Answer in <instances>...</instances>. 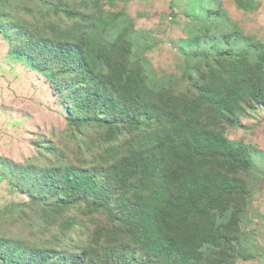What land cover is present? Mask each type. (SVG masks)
<instances>
[{
  "label": "trees",
  "instance_id": "16d2710c",
  "mask_svg": "<svg viewBox=\"0 0 264 264\" xmlns=\"http://www.w3.org/2000/svg\"><path fill=\"white\" fill-rule=\"evenodd\" d=\"M100 1L45 0L58 21L50 26L0 12L8 55L45 72L67 125L102 130L80 145L97 148L89 159L49 145L38 166L0 159V177L42 207L45 223L62 216V233L82 222L79 214L107 221L73 253L53 241L0 235V264H233L244 257L240 224L254 166L247 148L224 132L264 107V45L228 39L218 4L200 0L191 17L209 31L190 37L200 53L191 71L184 67L185 89L155 90L129 58L125 17H116L120 28L102 51L85 53L86 31L109 28L96 15Z\"/></svg>",
  "mask_w": 264,
  "mask_h": 264
},
{
  "label": "rangeland",
  "instance_id": "374dc122",
  "mask_svg": "<svg viewBox=\"0 0 264 264\" xmlns=\"http://www.w3.org/2000/svg\"><path fill=\"white\" fill-rule=\"evenodd\" d=\"M44 1L0 0V12L10 14L11 20L18 19L27 26H50L57 20L51 11L46 10L48 7ZM65 1L48 0L50 3ZM211 1H205L204 7H208L207 2ZM214 3L218 4L230 24L224 27L228 39L236 40L240 47L254 43L264 45V0H214ZM197 4L200 5L201 1L101 0L96 15L99 14L109 28L97 33L91 29L86 31L90 43L85 53L93 56L102 51L105 42L112 41L120 28L121 22H116V17L123 16L130 31L127 34L131 50L129 58L143 69L145 80L155 90L165 91L169 86L184 90L187 83L183 76L184 67L191 71L193 55L196 51L200 53L190 45V37L198 34L200 29L209 31L204 20L193 21L191 17ZM209 33L214 32L211 30ZM116 40L118 43L119 39ZM3 41L4 45L0 44L2 52L4 47L9 48ZM0 107L1 161L38 166L48 156L46 149L49 145L58 150L66 149L70 158L89 159L97 152V148L88 151L80 145L87 146L85 137H95L102 130L94 126L82 128L79 133L73 130L67 125L65 106L54 93L45 72L43 74L4 53H0ZM16 115L25 119L17 121L14 119ZM224 137L234 146L247 148L254 166L247 177L252 194L240 224L245 234L242 241L244 257H238L232 263L264 264V107L258 106L242 113L238 125L226 128ZM29 200L28 193L17 191L0 177V235L29 243L53 241L58 249L64 247L73 253L89 243V236L96 225L104 226L107 222L103 214H79L77 219L82 222L62 233L59 226L62 216L47 224L43 221L46 217L42 215V207ZM11 208L15 212L7 214Z\"/></svg>",
  "mask_w": 264,
  "mask_h": 264
},
{
  "label": "crops",
  "instance_id": "0c3cea01",
  "mask_svg": "<svg viewBox=\"0 0 264 264\" xmlns=\"http://www.w3.org/2000/svg\"><path fill=\"white\" fill-rule=\"evenodd\" d=\"M4 41L2 40V41H0V44H2V45H4ZM0 53H4L5 55H7L8 54V50H7V48H5L4 47V52H2L1 50H0ZM1 108V107H0ZM17 117L16 118H14L15 120H17V121H20V120H23V119H25L24 117L22 118L21 117V115H16ZM0 124H2V123H0ZM6 126V125H5ZM0 129H2V127L0 126Z\"/></svg>",
  "mask_w": 264,
  "mask_h": 264
}]
</instances>
